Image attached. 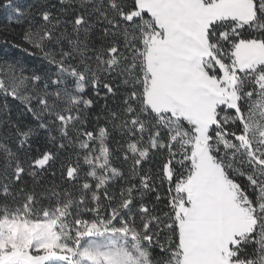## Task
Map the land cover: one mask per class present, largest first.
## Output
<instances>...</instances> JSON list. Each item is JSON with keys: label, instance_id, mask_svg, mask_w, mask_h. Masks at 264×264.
I'll list each match as a JSON object with an SVG mask.
<instances>
[{"label": "snow or ice", "instance_id": "snow-or-ice-1", "mask_svg": "<svg viewBox=\"0 0 264 264\" xmlns=\"http://www.w3.org/2000/svg\"><path fill=\"white\" fill-rule=\"evenodd\" d=\"M0 9V264H264V0Z\"/></svg>", "mask_w": 264, "mask_h": 264}, {"label": "trees", "instance_id": "trees-1", "mask_svg": "<svg viewBox=\"0 0 264 264\" xmlns=\"http://www.w3.org/2000/svg\"><path fill=\"white\" fill-rule=\"evenodd\" d=\"M31 2L32 0H21V3L25 5ZM6 24H7V15L3 9H0V27ZM14 27H16V33H18L20 31L19 26H14ZM13 35L15 34H10L7 31H0V47H3V40L5 38L11 40L13 38ZM16 39L18 40V36H16ZM6 51L8 55L3 56L2 54H0V60L2 59L19 60L28 66H32L33 63L35 62L34 57L28 56L27 53L23 52L20 49L12 48L11 46H9Z\"/></svg>", "mask_w": 264, "mask_h": 264}]
</instances>
